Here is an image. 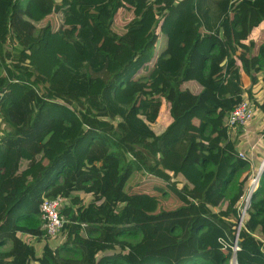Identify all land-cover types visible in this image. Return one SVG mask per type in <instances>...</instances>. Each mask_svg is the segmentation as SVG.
<instances>
[{
	"label": "trees",
	"instance_id": "16d2710c",
	"mask_svg": "<svg viewBox=\"0 0 264 264\" xmlns=\"http://www.w3.org/2000/svg\"><path fill=\"white\" fill-rule=\"evenodd\" d=\"M31 1L0 0V264H264V171L233 250L253 177L227 121L264 70V0ZM143 170L180 204L143 208ZM59 195L53 245L40 205Z\"/></svg>",
	"mask_w": 264,
	"mask_h": 264
},
{
	"label": "rangeland",
	"instance_id": "374dc122",
	"mask_svg": "<svg viewBox=\"0 0 264 264\" xmlns=\"http://www.w3.org/2000/svg\"><path fill=\"white\" fill-rule=\"evenodd\" d=\"M56 0H32L29 3V8L30 10L37 14V15H44L45 13L49 12L51 10V7L55 3ZM254 35L258 37V42H262L264 40V22L261 24V26L256 29L254 32ZM167 43V37L165 35L162 36L161 39V46L160 50H163L166 47ZM264 70L259 73V82L253 86V96L251 99L254 107L257 109V113H255L253 121H255L258 117V113L261 114L262 109H261V104L264 103ZM241 83L244 85H251V80L249 77H247L243 72L241 73ZM259 110V111H258ZM261 110V111H260ZM175 120V117L173 115V112L171 109L167 108L166 104L162 108L161 115L159 117V120L155 127L157 130H162L167 128L173 121ZM260 124L258 126H255L252 129H249V125L247 126H239L235 129H233L232 132V138L237 139V148L236 153L238 154L239 151L244 152L246 155L249 156V159H251V165L249 168L244 167L242 171L239 173V175H236V177H241L245 174H249L251 177H255V175L259 172L260 170V164L264 161V118H260ZM256 122V121H255ZM1 127H4V123H0ZM251 125V124H250ZM248 127L247 135L245 136H240L241 135V130L240 128H246ZM247 140H246V139ZM252 143H258L257 146L261 149V154L262 156L260 159L257 160L255 163L254 159L257 157L255 156L254 152L255 150H251L250 146ZM247 150V151H245ZM254 154V155H253ZM153 161V159H152ZM221 171L220 174L223 175L225 172L226 167H220ZM175 179H177L179 184L181 185L183 182V177L179 174L174 176ZM138 181H143L145 184L141 186L143 188V195L144 199L146 200L145 206L144 203L141 204V206L145 209H147L149 212H155L161 210V208H174L180 204V202L177 200V198L174 196V194L171 191L164 192L166 191V186H165V180L160 179L159 177H154L149 174H147L144 170L139 172L135 171V173L132 176V179L129 181V187L132 189L136 185V182ZM251 184V182H250ZM250 189L249 188L246 190L248 193ZM144 200V201H145ZM38 253L41 252L43 248V244L39 243L38 241H33ZM58 245V244H57ZM9 246H6L7 248ZM153 258V257H151ZM234 260L231 261L230 264H233ZM36 264V263H33Z\"/></svg>",
	"mask_w": 264,
	"mask_h": 264
},
{
	"label": "built area",
	"instance_id": "2783aa9c",
	"mask_svg": "<svg viewBox=\"0 0 264 264\" xmlns=\"http://www.w3.org/2000/svg\"><path fill=\"white\" fill-rule=\"evenodd\" d=\"M247 86L248 85L242 84V87L245 90ZM255 113H257V109L254 107L251 99L247 94V91H245L243 101L239 103L237 106H235L228 113L227 115L228 124L233 126V128L237 126L245 127L249 125L251 121H253ZM254 148L255 145L252 146L251 150H254ZM238 156L241 157L242 159H247V155L242 151L238 152ZM262 167H264V164L260 167V169ZM257 174L251 181L250 189L248 193L245 191L244 195L241 197V200L237 204L240 211H239L237 237L235 239V244L233 246V250L235 252L236 250L239 249L238 247L239 231L241 230L243 225V220L246 213L245 208L250 204L251 197L254 191L258 187L262 172L259 174V176H257ZM254 182H256V184L253 187ZM65 203H66V198L63 197L62 195H59L53 198L45 197L40 205L42 230L44 231V238L52 242L57 241L59 244L65 240V234L63 232V229L65 227V224L68 222L67 217L61 213V209ZM83 226H86V224H83ZM32 240L37 241L35 238H33ZM41 243L44 244V242ZM41 253L42 250L39 254Z\"/></svg>",
	"mask_w": 264,
	"mask_h": 264
},
{
	"label": "crops",
	"instance_id": "0c3cea01",
	"mask_svg": "<svg viewBox=\"0 0 264 264\" xmlns=\"http://www.w3.org/2000/svg\"><path fill=\"white\" fill-rule=\"evenodd\" d=\"M258 111H259V110H258ZM260 111H261V110H260ZM261 117L264 118V112H263V111L261 112V114L258 113V117H257V119L255 120L256 122H255V121H251V122L249 123V129H252V128H254L255 126H258V125L260 124V122H261V121H260V118H261ZM250 124H251V125H250ZM263 127H264V126H263ZM249 129H248V127H246V128H240V130H241V132H242L240 136H242V135H243V136L247 135V134H248L247 131H248ZM245 139H246V138H245ZM246 140H247V139H246ZM257 144H258V143H252L251 145H248V144L246 145L247 147L250 146L251 148H252L253 145H255V148H254L255 152H254V154L257 155V156H256L257 158L254 159L255 163H256L257 160L260 159V157L262 156V154L260 153V152H261V149L259 148V146H257ZM237 149H238V148H237ZM252 151H253V150H252ZM257 152H258V154H257ZM254 154H253V155H254ZM228 169H229V168L226 167L225 172H224L225 174L228 172ZM50 243L52 244V241H50ZM53 243H54V244L56 243L55 245L59 244L57 241H53Z\"/></svg>",
	"mask_w": 264,
	"mask_h": 264
},
{
	"label": "water",
	"instance_id": "95a60500",
	"mask_svg": "<svg viewBox=\"0 0 264 264\" xmlns=\"http://www.w3.org/2000/svg\"><path fill=\"white\" fill-rule=\"evenodd\" d=\"M263 164H264V161H263ZM263 171H264V167H262L261 169H260V171L258 172V174H257V176H259V174L262 172L263 173ZM249 207V205L248 206H246V210H247V208ZM246 212V211H245ZM235 260V262H236V258L234 259Z\"/></svg>",
	"mask_w": 264,
	"mask_h": 264
},
{
	"label": "bare ground",
	"instance_id": "6f19581e",
	"mask_svg": "<svg viewBox=\"0 0 264 264\" xmlns=\"http://www.w3.org/2000/svg\"><path fill=\"white\" fill-rule=\"evenodd\" d=\"M262 165H263V163L260 164V167H261ZM255 184H256V182H254L253 187L255 186ZM233 264H236V262L234 261Z\"/></svg>",
	"mask_w": 264,
	"mask_h": 264
}]
</instances>
